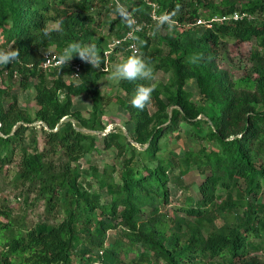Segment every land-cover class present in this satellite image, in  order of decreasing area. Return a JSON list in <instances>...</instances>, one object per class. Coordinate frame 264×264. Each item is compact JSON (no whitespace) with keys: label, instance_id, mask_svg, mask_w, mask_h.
Returning <instances> with one entry per match:
<instances>
[{"label":"trees","instance_id":"trees-1","mask_svg":"<svg viewBox=\"0 0 264 264\" xmlns=\"http://www.w3.org/2000/svg\"><path fill=\"white\" fill-rule=\"evenodd\" d=\"M153 2L158 13L166 12L177 24L164 33L153 28L152 35L144 27L136 33V41L153 78L159 71L169 78L167 82L123 80L127 97H117L116 102L129 112L124 123L133 121L134 131L132 136L122 129L103 136L105 148H115L123 158L119 181L113 176L115 167L100 171L93 166L98 185L110 196L104 202L91 182L81 179L74 163L98 150L94 132L106 129L102 117L109 96L99 83L105 70L83 62L74 79L73 62L80 60L78 56L43 68L41 51L47 48L64 56L73 43L94 44L103 66L106 47L115 35H102L91 10L96 7L100 15L101 9L111 12L117 4L114 0H0L3 46L19 53L17 61L3 65L0 72L7 70L9 77L20 73L24 89L30 87L31 78H38L34 113L21 107L16 97L8 99V87H0V173L19 153L17 182L38 187L46 210L64 216L55 223L44 220L24 227L16 225L10 210H1L7 222L0 221V264H75L77 255L79 264H264L252 255L264 252V204L253 201L264 184V161L259 159L264 153V53L253 51L252 72L241 77L219 64L223 39L255 38L264 48V17L214 21L202 32L197 24L200 18L209 21L237 10L264 13V0ZM151 9V4L139 5L138 20L150 22ZM52 21L57 26L51 27ZM120 23V31L129 28ZM44 28L50 36L38 40ZM126 44L114 48L110 61L121 50L127 58L136 56ZM188 79L196 81L199 97L186 88ZM152 86L145 107H133L137 88ZM78 96L90 98L88 114L74 109ZM36 121L40 125L30 126ZM182 122L190 125L187 136L210 146L203 143L199 151L185 154L187 166L196 165L205 178L199 186L200 198H187L180 207L185 215L175 216L162 208L170 201L169 172L175 163L170 153H159L166 148L162 140L179 130ZM35 127L43 133L42 150ZM58 154L62 158L57 159ZM187 171L188 167L183 173ZM119 227L117 239L107 245L108 231ZM131 253L134 256L128 258Z\"/></svg>","mask_w":264,"mask_h":264},{"label":"rangeland","instance_id":"rangeland-1","mask_svg":"<svg viewBox=\"0 0 264 264\" xmlns=\"http://www.w3.org/2000/svg\"><path fill=\"white\" fill-rule=\"evenodd\" d=\"M113 1V0H112ZM219 2L220 0H216ZM117 6H122L126 9L129 17L132 19H139L136 17L138 6L142 8V4H151L152 9L150 11L151 21L147 26V34H153V28H156L158 32H167L168 30H172V27L177 24L176 20H172L171 16L165 13H158V4L153 2V0H114ZM113 4V2L111 3ZM91 12L95 15V26L98 30L104 35L106 38L109 36L113 39L119 38L116 34L125 33V28L120 31V22L122 24H127L124 20H121L117 14V11L107 12L105 9H101V14L99 15V11L96 7H93ZM204 19V18H203ZM164 21L168 23L165 27L163 26ZM205 22V20H203ZM51 27L57 26V23L50 22ZM113 24V26H112ZM200 32L204 31L207 26L202 23L199 24ZM111 38V39H112ZM109 40V45L106 47V50H110L113 48V39ZM137 42V41H136ZM3 38L1 37L0 31V51L10 50V48L5 49L3 46ZM138 46L139 43L137 42ZM140 48V47H139ZM49 49L42 48L43 51L48 52ZM258 51L264 53V48L261 47L258 40L255 38L248 42H238L233 39H223L219 45V64L232 72L236 77H241L243 75L252 72L253 65L255 60L253 59V51ZM109 53V51H107ZM137 58H140V53L135 54ZM128 59L125 52L123 50L116 52L113 56L112 60H109V64L106 67L104 74L101 76L99 83L103 90V94L105 96H109V100L105 105V111L103 114V121L106 123V129L102 131H96L95 134L98 135V150L93 151L88 158H81L78 162L74 163L81 171V179L87 180L92 184V190H97L101 193L102 199L104 202L110 201V196L104 188H100L96 178L93 176V166H97L100 171H103L107 168L109 171L112 170L113 167L116 170L113 173V176L116 180H120L119 177V168L122 165L123 158L117 156V151L115 148H105L104 146V135L109 133L110 131L123 130L124 134H128V136H132L134 131V122L129 121L128 123H124L125 120H129L130 115L127 110H125L121 105L116 102L117 97L126 98L127 94L121 88L123 80H114L110 78V73L114 71L117 64L123 62ZM72 60V59H71ZM3 65H0L2 68ZM49 72V70L45 71ZM51 77H48L50 80ZM169 78V74L159 71L156 73L153 78V82L163 81L167 82ZM72 78L67 77L66 80H70ZM21 77L20 73L15 74L14 77H9L7 74V70L4 72H0V87L5 88L8 87L10 89L11 95L8 99L17 98L19 105L23 108H27L31 113H34L37 105L34 99V96L37 91V82L38 78L34 77L30 79V87L28 89H24V87L20 83ZM76 81V80H75ZM186 88L193 92L194 96L199 97V88L194 79L187 80ZM111 97V101H110ZM115 98V99H114ZM7 99V101H8ZM6 101V105L8 102ZM86 102V103H85ZM74 109L81 110L84 114H88L91 110V100L87 96H78L75 98ZM150 111L153 112L154 109L150 107ZM39 121L35 123H31V125L39 124ZM40 125V124H39ZM38 130V146L42 150L45 147V142L43 138V133L39 130L38 127H35ZM190 129V125L182 122L180 124V128L177 131L169 133L167 137H165L162 142L164 149H161L160 153L171 154L172 159L175 163V167L173 170H170V181L168 183L171 196L169 203L162 206L163 210L170 212L175 216H183L185 213L180 210V207L185 204L187 198L192 197L194 200H198L201 196L199 191L200 184L204 181L205 174H203L196 165L192 164L187 166L184 156L189 151H199L202 148L204 143L205 147H209V143H205L199 140L197 137L187 136L185 134L186 130ZM27 133H29L27 131ZM135 144L138 149H143L140 144ZM130 156V153L127 154ZM62 158L61 154L57 155L58 158ZM20 159V154L16 153L13 161L5 165L0 173V212L1 210L7 209L11 211V217L13 218L16 225L32 227L38 222L48 221L50 223H55L60 221L64 216L63 214H59L57 216L56 213H49L46 210L45 200L41 197L39 198L38 187L33 184L26 183L23 184L21 182H17L15 179V175L18 170V163ZM260 161H264V153L260 155ZM182 164V165H180ZM156 165V162L153 163V166ZM180 165V166H179ZM188 167V171L183 173V170ZM264 183V182H263ZM87 186V185H86ZM254 202H259L264 204V184L260 193L253 198ZM193 220L192 217H187ZM0 221L7 222V218L4 217L0 213ZM120 227L117 229H113L108 231L107 234V245L112 244L118 237L120 233ZM1 248V247H0ZM98 254H102L101 251H95ZM252 255H256L261 262H264V252L258 251L253 252ZM134 256V253L130 254L131 258ZM127 258V259H128ZM80 263V255L76 256L75 264ZM100 264V263H94Z\"/></svg>","mask_w":264,"mask_h":264},{"label":"clouds","instance_id":"clouds-1","mask_svg":"<svg viewBox=\"0 0 264 264\" xmlns=\"http://www.w3.org/2000/svg\"><path fill=\"white\" fill-rule=\"evenodd\" d=\"M117 14L121 20H124L128 27L131 28L133 21L129 17L126 9L122 6H117ZM50 36L47 28H44L38 40H44ZM47 55L46 51H43ZM78 56L83 62L91 64L93 67L99 66V53L94 44L73 43L65 50L62 59L66 64L73 57ZM19 53L16 50L0 51V65H9L17 61ZM106 70V69H105ZM110 78L114 80H128L135 81L137 79L151 80L153 78V69L141 58L129 57L123 62L116 65L114 71L110 73ZM154 90L152 87H138L136 94L132 99V106L143 109L150 100L151 92ZM86 103V102H85Z\"/></svg>","mask_w":264,"mask_h":264},{"label":"built area","instance_id":"built-area-1","mask_svg":"<svg viewBox=\"0 0 264 264\" xmlns=\"http://www.w3.org/2000/svg\"><path fill=\"white\" fill-rule=\"evenodd\" d=\"M258 15H261L264 17V13H250V12H241L240 10L235 11L233 14L231 15H225V16H216L211 18L209 21L200 18L197 20V24H202L204 23L207 28L208 27H212L213 22L217 21V22H224V21H229V20H242V19H247L248 21H252L254 19L257 18ZM203 20H205V22H203ZM133 21V25L131 28H128L125 33L123 34V36L119 37V38H114L113 39V48H111L110 50H106L104 53L105 56V60H104V65L102 66L101 64V58L99 57V66H96L97 68H102V69H106V67L109 64V60H110V54L111 52L114 50L115 47L117 46H123V43H127L126 44V48L132 50V52L134 54L139 53V46L136 42V33L140 32L143 30V28H147L148 24L150 25L149 21L143 20L142 22L139 21L138 19H132ZM109 51V53L107 52ZM63 56L59 55L58 52L52 51V50H48L47 55L44 54V60L42 63V67L43 68H49V67H56L59 66L61 64L64 63V60L62 59ZM83 61L80 59L79 61H75L73 62V66L75 69V73L72 76L74 79H77L79 77V72L81 70ZM106 65V67H105Z\"/></svg>","mask_w":264,"mask_h":264}]
</instances>
